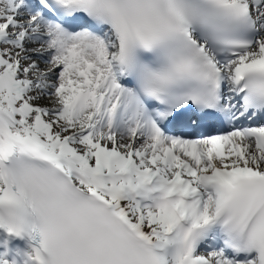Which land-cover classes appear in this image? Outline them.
<instances>
[{"label":"snow or ice","instance_id":"6c2138e0","mask_svg":"<svg viewBox=\"0 0 264 264\" xmlns=\"http://www.w3.org/2000/svg\"><path fill=\"white\" fill-rule=\"evenodd\" d=\"M0 264H264V0H0Z\"/></svg>","mask_w":264,"mask_h":264}]
</instances>
